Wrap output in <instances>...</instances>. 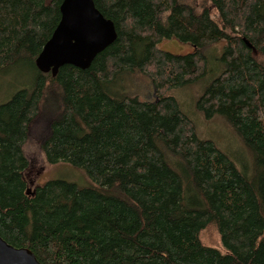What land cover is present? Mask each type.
Listing matches in <instances>:
<instances>
[{
	"label": "trees",
	"instance_id": "obj_1",
	"mask_svg": "<svg viewBox=\"0 0 264 264\" xmlns=\"http://www.w3.org/2000/svg\"><path fill=\"white\" fill-rule=\"evenodd\" d=\"M61 1L0 0V73L35 67L31 86L0 104V236L41 264H264V0H93L116 39L87 69L52 76L34 59ZM168 38L191 51L161 49ZM133 72L149 78L153 99L110 91ZM209 74L195 107L250 151L243 170L196 135L172 95ZM48 102L45 161L82 168L93 185L28 188L24 147ZM208 226L225 251L202 242Z\"/></svg>",
	"mask_w": 264,
	"mask_h": 264
},
{
	"label": "rangeland",
	"instance_id": "obj_2",
	"mask_svg": "<svg viewBox=\"0 0 264 264\" xmlns=\"http://www.w3.org/2000/svg\"><path fill=\"white\" fill-rule=\"evenodd\" d=\"M224 44V41L216 43L220 47L219 55ZM216 45L213 49L216 48ZM158 46L174 54H185L192 49L188 43L180 42L175 38L163 39L158 43ZM8 68L0 73V104L7 101L17 90L29 88L33 82L35 67L28 65V63L21 62ZM212 75L209 74L207 79L201 80L196 84L176 89L172 92V95L178 101L181 109L194 121L196 135L200 138L211 140L233 161L239 170H243L252 162L250 151L220 116L206 119L195 107L198 96ZM109 88L110 91L113 89L115 94L119 96L126 95L137 97L141 100L153 99L156 95L149 78L141 72L123 74ZM42 112L31 123L29 138L24 147L25 154L29 160V166L25 171L28 188L33 189L35 185L56 179L74 182L81 187L93 185V181L82 168L72 166L66 162L48 164L45 161L39 146L46 135L48 123L55 112V107L48 102L42 106ZM200 237L204 244L225 251L215 227H206L201 231Z\"/></svg>",
	"mask_w": 264,
	"mask_h": 264
},
{
	"label": "water",
	"instance_id": "obj_3",
	"mask_svg": "<svg viewBox=\"0 0 264 264\" xmlns=\"http://www.w3.org/2000/svg\"><path fill=\"white\" fill-rule=\"evenodd\" d=\"M60 19L34 59L36 68L55 76L63 65L87 69L95 56L116 39L114 23L93 0H62ZM0 264H41L27 247H16L0 236Z\"/></svg>",
	"mask_w": 264,
	"mask_h": 264
},
{
	"label": "bare ground",
	"instance_id": "obj_4",
	"mask_svg": "<svg viewBox=\"0 0 264 264\" xmlns=\"http://www.w3.org/2000/svg\"><path fill=\"white\" fill-rule=\"evenodd\" d=\"M205 50V49H204ZM38 70V69H37ZM41 73V72H40ZM49 73V72H48Z\"/></svg>",
	"mask_w": 264,
	"mask_h": 264
}]
</instances>
